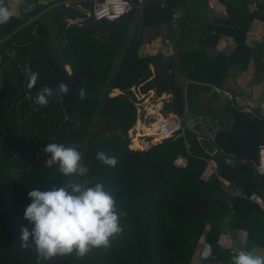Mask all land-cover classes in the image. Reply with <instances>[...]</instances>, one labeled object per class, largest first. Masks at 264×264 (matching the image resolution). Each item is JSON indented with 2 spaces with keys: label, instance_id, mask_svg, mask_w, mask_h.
Returning <instances> with one entry per match:
<instances>
[{
  "label": "trees",
  "instance_id": "trees-1",
  "mask_svg": "<svg viewBox=\"0 0 264 264\" xmlns=\"http://www.w3.org/2000/svg\"><path fill=\"white\" fill-rule=\"evenodd\" d=\"M219 1L227 14L212 16L204 25L201 48L176 47L175 59L165 64L168 72L151 71L149 65L159 55L139 53L145 31L164 26L169 36H176L197 7L195 0H131L130 9L112 21L86 17L80 23L65 18L83 16V11L66 7L54 16L63 64L51 58L45 42L44 18L53 1L36 0L0 24V264H38L34 246L21 247L20 228L32 227L23 217L31 202L27 193L67 180L103 182L115 195L123 231L110 238V247L94 248L83 258L73 252L39 264H193L202 235L213 247L212 258L225 260L232 253L218 238L226 219L230 229L246 232L245 250L264 248V212L252 200L254 194L264 195V173L255 169L264 119L225 106L231 124L214 134L218 168L208 181L199 175L210 155L198 134L185 126L183 134L147 148L129 146L128 132L138 118L132 87L141 94L150 89L157 95L170 93L172 99L163 110L183 117L191 98L177 74L193 87H221L232 63L245 68L261 50L262 45L252 48L246 43V33L253 19L264 20V0L253 8V0ZM80 5L91 9L93 2ZM178 9L183 18L174 15ZM223 35L234 39V50L208 56L206 49L215 48ZM26 66L39 73L31 89ZM60 82L68 85L67 95L49 97L46 106L35 103L43 86L55 89ZM81 88L84 99L78 95ZM49 143L76 145L89 168L87 175L65 177L57 165L46 167L50 154L44 149ZM98 151L114 156L116 166L96 159ZM179 157L186 159L185 165L176 163ZM223 181L233 183L237 191L228 190Z\"/></svg>",
  "mask_w": 264,
  "mask_h": 264
},
{
  "label": "clouds",
  "instance_id": "clouds-1",
  "mask_svg": "<svg viewBox=\"0 0 264 264\" xmlns=\"http://www.w3.org/2000/svg\"><path fill=\"white\" fill-rule=\"evenodd\" d=\"M14 3L18 6L21 0H14ZM12 15L9 5L0 0V24L7 23ZM25 72L28 75L27 87L31 89L36 85L39 73L27 66ZM68 92L69 87L64 82L55 89L43 86L35 97V103L46 106L49 97L57 94L62 97ZM78 95L84 99L83 88ZM44 150L50 154L45 161L46 167L57 165L65 177H84L89 172L74 144L49 143ZM96 159L110 167L117 164L114 156H107L103 151L96 153ZM27 197L31 202L25 207L23 217L32 227L20 228L21 247L34 246L38 264L41 260L48 261L73 252L78 258H83L94 248L110 247V238L123 231L115 195L106 189L103 182L67 180L59 186L53 184L47 190L33 188ZM244 243L246 241L242 239L241 244ZM199 255L204 260L211 258V246L206 244ZM231 264H264V249H241L232 256Z\"/></svg>",
  "mask_w": 264,
  "mask_h": 264
},
{
  "label": "crops",
  "instance_id": "crops-1",
  "mask_svg": "<svg viewBox=\"0 0 264 264\" xmlns=\"http://www.w3.org/2000/svg\"><path fill=\"white\" fill-rule=\"evenodd\" d=\"M232 1L237 2L236 0ZM259 1L253 0L250 3V7L253 8L254 4ZM195 2L198 4L197 7L191 10L190 18L186 21L185 25H182L180 29H176V36L175 33L169 36V30L164 26L150 28L145 31L144 43L141 45L139 53L141 55H159L157 62L149 65L153 73L155 71H169V69H165V64L169 58L175 59L176 47L181 50L201 48L199 38L204 25L212 16H223L222 10L225 9V5L219 0H195ZM174 15L183 18L184 12L182 9H178ZM174 39H176V44ZM246 43L252 48H257L260 45H262V48L255 56L250 58L245 68L239 66L237 63H232L227 69L221 87L214 85L210 87L201 85L193 87L190 86L189 79L182 74H177L178 81L183 85V89L187 92L188 97L191 98L189 101L191 104L186 103L184 107V114L195 113L199 116L205 115L215 118L218 122H221V125H218L216 129L217 131L225 123H228L227 127L231 124V119L226 120L225 106L232 105L246 113H249L246 111V107H251L255 110L258 108L259 102L264 101V20H252L246 33ZM235 46L236 42L231 36L223 35L219 39L217 46L213 49H206V53L210 57L218 52L229 55ZM140 95L145 100H148L146 103H143L144 105L142 104V112L147 111L149 113L152 111L157 112V109L163 106L164 101L170 102L172 99L170 93L162 92L157 95L153 89L143 94L140 93ZM137 123L141 125V118ZM183 125L198 134L200 145L210 156L217 155V152H220L211 138V135L214 134L206 131L198 132V130L191 128L186 122H183ZM176 163L178 165H185L186 159L179 157L176 159ZM223 184L227 186L228 190H234L233 187L228 188L229 182L223 181ZM204 239V235H202L193 252V264H231L232 256L241 249L245 250V243L242 245L241 240L246 239V232L230 229L228 227V219L222 222L218 244L232 253L231 257L225 260H214L212 256L208 260L202 259L199 253L207 244ZM211 248L213 253V247L211 246Z\"/></svg>",
  "mask_w": 264,
  "mask_h": 264
},
{
  "label": "built area",
  "instance_id": "built-area-1",
  "mask_svg": "<svg viewBox=\"0 0 264 264\" xmlns=\"http://www.w3.org/2000/svg\"><path fill=\"white\" fill-rule=\"evenodd\" d=\"M47 1H53L51 3L52 5L48 8H53L56 6L74 7L70 5L72 4L73 0ZM138 1L141 2L142 0ZM92 2L93 5L91 9H83L81 8L80 2H76L77 5L75 6V8L81 9L84 15L75 16L73 18L66 17L65 20L68 23H80L86 17H93V19L95 20L106 19L112 21L125 14L131 7V0H92ZM222 14H227L225 9L222 10ZM174 27H177V25L174 24ZM162 107H159L157 109V112L152 111L150 113L147 111L142 112V109L140 107L137 108V121L141 118L142 123L140 127L134 126L129 129L130 147H132L131 141H133L134 138L142 141V144H145L144 148H147L151 144L160 142L163 139L176 137L180 134H183L184 125L181 117L172 110H163ZM246 111L256 114L257 116L264 119V101L259 102L258 108L256 110L251 107H246ZM146 128H152L151 134H148L146 132ZM211 138L213 139L214 135H211ZM259 150L261 154L259 155L258 162L255 164V169L259 173H264V145H262ZM217 168V159L213 156L207 157L205 159V164L200 172L199 178L202 181L210 180L212 176L217 174ZM234 191H237V188L234 189ZM252 200L264 212V195L254 194L252 196Z\"/></svg>",
  "mask_w": 264,
  "mask_h": 264
},
{
  "label": "water",
  "instance_id": "water-1",
  "mask_svg": "<svg viewBox=\"0 0 264 264\" xmlns=\"http://www.w3.org/2000/svg\"><path fill=\"white\" fill-rule=\"evenodd\" d=\"M65 9L66 7L64 6L53 7L46 13V17L44 18V25L47 30V37L45 39V42L47 44L48 50L51 53V58L55 60L58 64H63V59L58 49V46L56 45L58 25L54 20V16L57 13L64 11ZM182 121L184 123L186 122L191 128L198 130V132L206 131L211 134H215L218 125H221V122H218L213 117H208L205 115L199 116L195 113H185L182 118ZM224 126L227 127L228 123H225ZM262 145H264V132L259 140V149ZM260 154V150H258V156ZM231 187H233V189H236L233 183H230L228 186V188Z\"/></svg>",
  "mask_w": 264,
  "mask_h": 264
},
{
  "label": "rangeland",
  "instance_id": "rangeland-1",
  "mask_svg": "<svg viewBox=\"0 0 264 264\" xmlns=\"http://www.w3.org/2000/svg\"><path fill=\"white\" fill-rule=\"evenodd\" d=\"M34 1H36V0H21V3L17 6V5H15V3H14V0H9V8H10V10L13 12V14H20V13H22V12H24L25 10H27V9H29V8H31L34 4H32ZM82 1H85V0H73V2H72V4H70L71 6H76L77 4H76V2H82ZM39 3H45V2H47V0H39L38 1ZM52 4H50L49 6H51ZM48 6V7H49ZM82 8V7H81ZM47 9V8H46ZM146 34V33H145ZM148 34V33H147ZM3 65H0V74H1V71L3 70ZM134 87H132L131 88V90L135 93V100H136V102H137V106L138 107H140L141 109L143 108L142 107V104L145 102H147L148 100H145L144 98H142L141 97V95H140V93H137V91H136V89L134 88ZM117 91L116 90H113L112 91V93H116ZM163 95V94H162ZM161 95V96H162ZM144 105V104H143ZM136 124H138L137 122L135 123V125ZM134 125V126H135ZM139 125V124H138ZM138 125H136V127H139ZM133 126V127H134ZM129 133V132H128ZM139 141V140H138ZM140 142V144H141V146H142V148L140 147V148H137V149H143V147H145V144H142V141H139ZM131 143H133V141H131ZM131 148H135L136 149V147H131ZM219 153L217 152V155H218ZM213 157H216V155H213Z\"/></svg>",
  "mask_w": 264,
  "mask_h": 264
},
{
  "label": "bare ground",
  "instance_id": "bare-ground-1",
  "mask_svg": "<svg viewBox=\"0 0 264 264\" xmlns=\"http://www.w3.org/2000/svg\"><path fill=\"white\" fill-rule=\"evenodd\" d=\"M161 101V100H160ZM157 103V102H156ZM165 103H168V101H164L163 102V104H165ZM139 127L141 126V125H138ZM146 130V132L148 133V134H151V132H152V128H150V129H148V128H146L145 129ZM131 146L132 147H136V148H142V146H141V144H140V142L136 139V138H134L133 139V143H131ZM144 148V147H143Z\"/></svg>",
  "mask_w": 264,
  "mask_h": 264
},
{
  "label": "flooded vegetation",
  "instance_id": "flooded-vegetation-1",
  "mask_svg": "<svg viewBox=\"0 0 264 264\" xmlns=\"http://www.w3.org/2000/svg\"><path fill=\"white\" fill-rule=\"evenodd\" d=\"M5 2L9 5V0H5ZM39 4H41V3H39Z\"/></svg>",
  "mask_w": 264,
  "mask_h": 264
}]
</instances>
